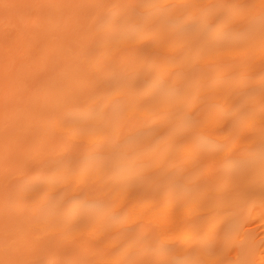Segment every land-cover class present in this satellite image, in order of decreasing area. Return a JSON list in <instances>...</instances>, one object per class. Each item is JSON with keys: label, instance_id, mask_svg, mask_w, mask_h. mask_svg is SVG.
Wrapping results in <instances>:
<instances>
[{"label": "bare ground", "instance_id": "1", "mask_svg": "<svg viewBox=\"0 0 264 264\" xmlns=\"http://www.w3.org/2000/svg\"><path fill=\"white\" fill-rule=\"evenodd\" d=\"M262 15L0 0V264H264Z\"/></svg>", "mask_w": 264, "mask_h": 264}, {"label": "snow or ice", "instance_id": "2", "mask_svg": "<svg viewBox=\"0 0 264 264\" xmlns=\"http://www.w3.org/2000/svg\"><path fill=\"white\" fill-rule=\"evenodd\" d=\"M260 22L261 25H264V15L261 16ZM237 107H238V102L237 104H234L231 108H227L223 114L229 117H233V113L236 111ZM238 119L239 117L235 116L232 119H230L227 123L228 125H231L233 128H235ZM220 131H223V129H221ZM224 146L225 147L227 146V142H225ZM250 151L254 153L255 156H257L261 161H264V126H262L261 128V139L259 144L254 148H252ZM175 264H186V262L184 260H177Z\"/></svg>", "mask_w": 264, "mask_h": 264}, {"label": "rangeland", "instance_id": "3", "mask_svg": "<svg viewBox=\"0 0 264 264\" xmlns=\"http://www.w3.org/2000/svg\"><path fill=\"white\" fill-rule=\"evenodd\" d=\"M7 34V33H6ZM39 182L38 181H33L31 184V187H34L35 185H37Z\"/></svg>", "mask_w": 264, "mask_h": 264}]
</instances>
